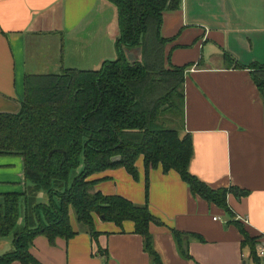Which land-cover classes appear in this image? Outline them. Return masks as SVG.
Masks as SVG:
<instances>
[{
  "label": "crops",
  "instance_id": "crops-1",
  "mask_svg": "<svg viewBox=\"0 0 264 264\" xmlns=\"http://www.w3.org/2000/svg\"><path fill=\"white\" fill-rule=\"evenodd\" d=\"M162 19L160 33L168 38L165 64L188 65L181 134L189 131L193 139L189 169L213 188L237 186L248 192L228 193L231 215L193 194L176 169L164 172L158 165L149 169L146 196L143 155L136 161L138 178L123 166L88 178L95 180V191L138 204L148 201L150 212L163 221L150 224L163 264H253L234 220L256 238L258 254L264 248V104L249 66L264 63V0H180L179 8L166 9ZM118 34L117 7L109 0H0V111L19 110L26 74L99 68L116 58ZM125 51L130 61L142 54L139 46ZM225 51L234 62L224 58ZM23 186L21 157L0 156V192ZM93 217L97 238L70 209L77 233L53 242L38 234L31 253L42 264H156L133 220L119 225ZM19 219L21 229L24 219ZM173 227L201 235L189 237V257L177 245ZM3 239L0 255L13 247V237Z\"/></svg>",
  "mask_w": 264,
  "mask_h": 264
},
{
  "label": "trees",
  "instance_id": "trees-1",
  "mask_svg": "<svg viewBox=\"0 0 264 264\" xmlns=\"http://www.w3.org/2000/svg\"><path fill=\"white\" fill-rule=\"evenodd\" d=\"M109 1L117 7L119 22L116 58L104 60L99 68L63 67L60 72L26 74L19 110L0 111V156L21 157L24 174L21 190L0 192V239L13 235V247L0 255V264L14 260L42 264L31 253L30 244L38 234L50 242L75 235L70 209L93 238L100 234L93 214L119 225L133 220L134 231L144 236L154 262L163 264L150 230L152 222L163 221L150 212L148 201L138 204L117 193L95 191V180L88 178L117 166L138 178L136 161L141 155L146 196L149 169L158 165L164 172L176 169L193 194L231 215L228 193L240 197L248 192L237 186L213 188L189 169L193 139L189 131L181 134L188 65L165 64L168 38L160 33L163 11L179 8L180 0ZM137 46L141 57L130 61L125 49ZM224 58L235 60L229 51ZM249 67L264 104V63ZM114 155L121 159L113 160ZM40 191L47 194L46 201L39 200ZM21 217L24 223L18 229ZM234 222L244 235L242 243L249 247L253 264H262L256 238L239 220ZM171 230L182 254L189 257V237L202 239L201 235Z\"/></svg>",
  "mask_w": 264,
  "mask_h": 264
},
{
  "label": "rangeland",
  "instance_id": "rangeland-1",
  "mask_svg": "<svg viewBox=\"0 0 264 264\" xmlns=\"http://www.w3.org/2000/svg\"><path fill=\"white\" fill-rule=\"evenodd\" d=\"M43 40H45V39H43ZM46 40H48V37L46 38ZM45 40V41H46ZM42 43H46V42H43L42 41ZM63 69V68H62ZM171 125V124H170ZM169 125V126H170ZM173 126H177V125H173ZM78 170H80V169H77L76 171H73L72 172V175H71V177H70V179H72L73 178V176L76 174V172H78ZM41 192V191H40ZM43 193H44V196H39V194H38V198H39V200H43V201H46L47 200V194L44 192V191H42ZM72 213H73V215H74V218H75V213H74V211H73V209H72ZM12 237H13V235L12 234H9L8 235V237H5L3 240H11L12 239ZM12 242V241H11ZM10 244V243H9ZM8 244V245H9ZM9 246H12V244L11 245H9Z\"/></svg>",
  "mask_w": 264,
  "mask_h": 264
},
{
  "label": "built area",
  "instance_id": "built-area-1",
  "mask_svg": "<svg viewBox=\"0 0 264 264\" xmlns=\"http://www.w3.org/2000/svg\"><path fill=\"white\" fill-rule=\"evenodd\" d=\"M214 218L217 219V217H214ZM258 255H259V257H262L264 260V248H260L258 250ZM103 264H105V263H103Z\"/></svg>",
  "mask_w": 264,
  "mask_h": 264
},
{
  "label": "water",
  "instance_id": "water-1",
  "mask_svg": "<svg viewBox=\"0 0 264 264\" xmlns=\"http://www.w3.org/2000/svg\"><path fill=\"white\" fill-rule=\"evenodd\" d=\"M112 159H113V160H119V159H121V156H120V155H114V156L112 157Z\"/></svg>",
  "mask_w": 264,
  "mask_h": 264
}]
</instances>
